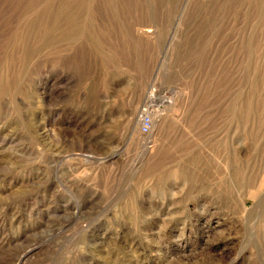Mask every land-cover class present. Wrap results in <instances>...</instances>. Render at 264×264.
Listing matches in <instances>:
<instances>
[{"label":"rangeland","instance_id":"374dc122","mask_svg":"<svg viewBox=\"0 0 264 264\" xmlns=\"http://www.w3.org/2000/svg\"><path fill=\"white\" fill-rule=\"evenodd\" d=\"M0 264H264V0H0Z\"/></svg>","mask_w":264,"mask_h":264},{"label":"built area","instance_id":"2783aa9c","mask_svg":"<svg viewBox=\"0 0 264 264\" xmlns=\"http://www.w3.org/2000/svg\"><path fill=\"white\" fill-rule=\"evenodd\" d=\"M151 125V119L148 116L143 115L140 121L141 133L147 135L150 132Z\"/></svg>","mask_w":264,"mask_h":264},{"label":"bare ground","instance_id":"6f19581e","mask_svg":"<svg viewBox=\"0 0 264 264\" xmlns=\"http://www.w3.org/2000/svg\"><path fill=\"white\" fill-rule=\"evenodd\" d=\"M153 96H151V98H152ZM154 98V97H153Z\"/></svg>","mask_w":264,"mask_h":264}]
</instances>
